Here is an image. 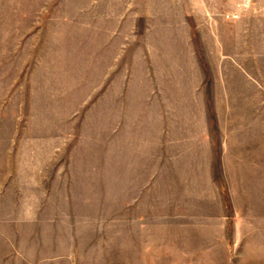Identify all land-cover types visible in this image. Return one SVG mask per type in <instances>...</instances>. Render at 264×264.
Here are the masks:
<instances>
[{
	"label": "rangeland",
	"instance_id": "rangeland-1",
	"mask_svg": "<svg viewBox=\"0 0 264 264\" xmlns=\"http://www.w3.org/2000/svg\"><path fill=\"white\" fill-rule=\"evenodd\" d=\"M0 264H264V0H0Z\"/></svg>",
	"mask_w": 264,
	"mask_h": 264
}]
</instances>
